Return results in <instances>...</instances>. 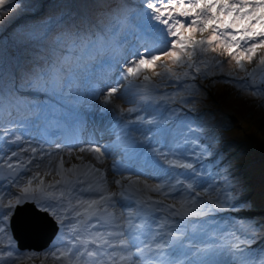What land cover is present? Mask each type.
Listing matches in <instances>:
<instances>
[{"label": "rangeland", "instance_id": "1", "mask_svg": "<svg viewBox=\"0 0 264 264\" xmlns=\"http://www.w3.org/2000/svg\"><path fill=\"white\" fill-rule=\"evenodd\" d=\"M98 2L108 6L117 0H16L10 11L0 15V89L9 91L10 83L5 84V88L2 85L10 82L6 79L14 75L19 66L23 67L29 62V48L36 49L34 45L39 36L31 26L25 24L26 20L34 19L33 16L44 7L52 11L60 6L66 8L63 12L74 8L82 11L83 8L92 9L93 4ZM196 2L184 0L186 6ZM227 2L243 6L242 0ZM246 2L250 8L255 7V0ZM145 11L150 13L151 9L144 8ZM195 14L201 20L212 15L201 12L199 8L195 9ZM219 14L218 7L216 15ZM130 15L138 16L140 22L135 27L139 31L136 39L131 38L134 33L133 30L128 31L133 27L130 25L125 28L121 38H117L111 46L107 44L109 49L89 47L78 58L68 83L61 88L52 87L53 78L47 80L42 77L46 82H51L48 86L56 95L55 99L42 95L43 101L40 103L20 106L12 122L0 134V172L4 169L11 172L14 167L20 172L16 178L0 177V182L7 181L6 185L11 191L8 196L0 193V204L6 206L9 201L14 202V193H20L34 176L43 179L45 185L54 179L59 180L56 173L60 171L61 160L64 162V175L72 181V195L69 197L72 204L77 200L100 201L101 196L107 199L96 206L100 210L93 216L83 214V207L73 210L65 200L63 207L55 209L58 215H53L59 223L55 243L39 251L16 247L9 227L15 206L10 211L7 206L1 208V212L8 214L0 221V264H69L70 260L71 264H137L138 260L146 264L148 257H156L166 264L169 259L176 264H188V261L202 255L196 249L223 248L224 251L213 258L218 264L234 255L228 251L236 242L233 232L250 248L258 250L259 243L264 244V224L241 235L234 223L241 218L244 220L245 217L259 215L264 219V65L259 63L264 49H257L251 61L243 58L242 70L226 54L212 51L219 47V41L195 46L190 41L186 51L194 52L192 67L188 66L186 57H182L185 60L182 68L162 58L154 66H145L139 77L125 79L126 68L130 66L125 61L136 58L134 53L139 51L149 59V51L162 56V49L171 50L168 42L179 39L166 34L167 25L149 20L139 10L132 11ZM172 18L184 23L182 34L193 37L195 41L207 40L215 27L214 24L201 32L199 29L204 25L198 22L196 30L191 32L188 21L194 18L193 15L180 17L174 12ZM131 20H135V17H131ZM231 31L220 29L216 34L219 36L221 32ZM113 32L116 34L117 28ZM258 39L252 42H258ZM124 40L129 41L126 52H122ZM228 42L232 43L230 40ZM244 47L241 42L240 47H233L232 51L238 52ZM200 48L206 51L200 52ZM220 50L223 51L222 48ZM165 64H169L176 75L166 72ZM196 68L200 71H195ZM19 73L21 75L22 71ZM235 73L243 74L244 79L236 80L233 77ZM145 75L149 80L143 79ZM257 79L261 82L250 85ZM33 85L36 86V83ZM110 87H117L118 91L111 97L110 103H105ZM25 108L34 113L20 110ZM114 124L122 127L115 128ZM57 125L65 129L68 139H83L79 142L68 139L65 142L47 141L46 131ZM81 128L86 129L83 134L80 133ZM113 135L119 142V148L111 156L112 164H119L124 170L119 174L106 167V178H109L104 180L96 170L104 169L106 163L100 165L103 160L100 154L87 149L100 147L103 142L106 143L105 139ZM125 141L128 144L126 150L121 147ZM110 147L105 148L107 151H101L108 155ZM81 148L86 150L81 151ZM127 151H146L150 156L145 162L143 158L131 157ZM98 156L99 160L96 159ZM9 164L13 167L9 168ZM147 164L149 166L143 172L129 171V167L138 169ZM188 164L190 168L182 166ZM73 165L76 167L73 168ZM114 174L118 176L112 177ZM78 179L83 183H76ZM115 181L120 183L116 184ZM36 183L33 180L32 186L35 187ZM61 190L67 191V188L57 185L51 191L58 196ZM35 202L47 209V201ZM217 203L222 206L215 207ZM47 210L52 214L53 209ZM224 210H234L233 214L238 217H228L226 220L220 215L216 216ZM76 211L82 215L77 216ZM177 212L179 214H175ZM173 214L178 219L172 220ZM113 217L118 220H112ZM261 218H256L251 224L258 226ZM129 222L135 223L137 229L126 233L123 238V231H126ZM133 232L138 233L144 243L150 239H155L154 244L160 243L161 238L172 247L157 251L153 249L152 252L146 249L143 258L134 255L138 259L121 261L123 255L120 253H126L129 247L136 251L134 246L124 248L119 244L122 239L131 244ZM100 235L115 247L107 248L99 240L91 243ZM4 241L7 247L1 248ZM181 244L193 254L185 257L179 248ZM65 245L69 246L68 251L70 248H73V252L76 248L81 251L86 248L97 251L98 255L90 258L85 253L79 259H73L63 255L67 253ZM173 248H176L175 254L172 253ZM233 264H236L235 260Z\"/></svg>", "mask_w": 264, "mask_h": 264}, {"label": "snow or ice", "instance_id": "2", "mask_svg": "<svg viewBox=\"0 0 264 264\" xmlns=\"http://www.w3.org/2000/svg\"><path fill=\"white\" fill-rule=\"evenodd\" d=\"M16 0H0V15L6 14L11 10V7H14ZM243 6L240 4L230 5L227 0H197L195 4L185 5L184 0H143V6L145 9H151V12L145 11V15L149 20L154 19L158 21L160 24L167 25L166 34L170 33L173 37H178L179 39L176 41H169V49H162V56L156 55L155 53L149 51V58H145L139 51L133 54L134 57L132 59H126V63L130 66L126 68L125 79L127 77H139L141 72L145 69V66H154L157 61L162 58L171 61L172 64H178L181 68L185 65V60L182 57H186L188 61V66L192 67V57L194 52L186 51L188 47V43L191 41L193 45H203L205 43L211 45L213 41H219V47L213 48L212 51L218 52L220 55H227L230 57V61H235L237 67L243 70L244 65L242 63L243 58H247L248 61L253 59V56L256 54L257 49H264V0H255V7L250 8L249 4L246 0H242ZM220 8V14L216 15L217 8ZM201 9V12H210L212 15L208 19L201 20L200 16L195 14V9ZM178 14L180 17H189L193 15L194 18L188 21V30L194 32L196 30V26L199 23H202L204 27L200 28L201 32H205L209 27L215 24V27L212 28V34L208 37L207 40L201 39L199 41H195L193 37H185L181 29L185 28V24L182 23L179 19L173 20V13ZM237 12L239 13L237 15ZM171 21V23H170ZM255 21V23H253ZM257 25H259V30H257ZM220 29H231V32H221L218 36L216 33L220 31ZM235 33V34H233ZM227 38V39H225ZM258 39V42H252ZM102 36H97L96 43L103 41ZM230 40L232 43H229ZM241 42L244 43L245 47L243 50L238 52H233V47L239 48ZM87 47V46H86ZM179 48V51L176 49ZM223 49L221 51L220 49ZM206 49L200 48V52H204ZM259 63L264 65V55H261L259 58ZM165 71L171 73L172 75H176V73L172 70V67L169 64L164 65ZM61 71V69H53V83L52 87L56 88L59 85V80L57 79V74ZM195 71L199 72L200 69L196 68ZM49 75V72H44L41 74V77H46ZM159 75V73H156ZM144 80H149L147 75L143 76ZM37 91L41 90L40 88L36 89ZM117 87H110L107 91V95L105 97V103L111 102V97L117 93ZM3 104V94H0V105ZM131 111V110H130ZM19 139V137H17ZM81 151H85L86 149L81 148ZM88 151L99 153L100 156H103V152L100 147L93 146ZM35 151V149H33ZM107 151V149H105ZM15 155V153H14ZM97 160L100 157H96ZM102 162V161H101ZM183 167H191L190 164L182 165ZM9 168L13 167V165L9 164ZM73 168L76 166L73 165ZM64 162L60 161V171H57L56 175L60 177L59 180H53L51 183L45 185V181L41 179L39 176H34L33 179L27 181V186L23 187L17 195L16 200L9 201L7 203V208L9 211L16 205L21 203L25 199H32L37 202H45L47 209H53L52 215L57 216L58 213L55 209L59 207H63L64 201L67 200L69 206L75 210L76 208L83 207L84 213L89 216L96 215V213L100 210L96 206L105 199L104 196H101L100 201L92 200L91 202H82L77 200L75 204L71 203L69 197L72 195V181L64 175ZM69 172L71 169L68 170ZM98 171V169L96 170ZM44 175H51V173H45ZM33 180H36V186L33 187ZM76 183L82 184V180H77ZM116 184H119L120 181H115ZM57 185H61L67 188V191L61 190L59 191L58 196L51 191L55 189ZM159 190L158 188L156 189ZM5 205L0 204V208H3ZM221 203H217L215 207L220 208ZM175 207V206H173ZM7 212H0V221L3 220V217L6 216ZM75 214L77 216H81L82 213L76 211ZM179 214V212L175 213ZM63 222V219H61ZM236 231H239L241 235H245L249 230H254L253 225H246L243 218L239 221H234ZM2 230V229H0ZM122 236L123 233H120ZM233 239L236 241L229 248V253H234V255H230L227 260H221L218 264H233V260L236 261V264H264V248L252 249L246 244L244 241H241L238 237H236L235 232L232 233ZM75 239V237H74ZM100 241L102 245H105L107 248H114L115 245H112L108 240L103 239L102 235L97 236L91 243H96ZM119 244L121 247L127 248L129 241L120 240ZM131 244L136 248V255L140 258H143L145 250L148 252L153 251V246L149 243H144L139 239L138 236H131ZM143 244L141 247L140 245ZM244 244L243 247L241 245ZM166 245L164 242L156 243L155 249L162 250ZM75 247V246H73ZM179 248L182 250L183 255L188 257L192 255L191 250L184 249V246L181 244ZM196 252L202 253V255L197 256L195 259L190 260L189 264H217L213 258L215 256L220 255L221 252L224 251L223 248L219 249H196ZM176 248L172 249V253L175 254ZM87 254L90 258H95L98 255L97 251H90L88 249H84L81 251L76 248L75 252H73V248H70L67 253H64L65 256H71L73 259H79L80 256ZM100 254H103L101 252ZM163 254V253H161ZM167 255V254H163ZM132 255L120 257L121 261H131ZM71 264V260L69 261ZM167 264H176L174 260H167Z\"/></svg>", "mask_w": 264, "mask_h": 264}, {"label": "trees", "instance_id": "3", "mask_svg": "<svg viewBox=\"0 0 264 264\" xmlns=\"http://www.w3.org/2000/svg\"><path fill=\"white\" fill-rule=\"evenodd\" d=\"M137 1L143 5V0ZM143 7L142 11H144ZM134 8L130 0H117V2H112L108 6L98 2L93 4L92 9L83 8L82 11L79 8H74L72 11L63 12L66 8L62 6L56 11H52L49 7H44L37 12L36 16H33L34 19L26 20L25 24L32 27V31L39 36V39L34 45L36 49L33 50V47L29 48V55L27 56L29 62L23 67L19 66L15 74L6 79V81L10 82H4V85H2L5 88V84L10 83L8 85L9 91L0 89V94H3V104L0 105V117L3 116L4 111L6 113L11 102L20 101V93H18L14 81H18V85L22 88H30L32 87V85L28 86L30 81L37 78L41 82V74L43 72L52 73L53 69H59L63 65L65 71H60L57 74L61 81L60 85H62L71 67L76 64L77 55L83 53L86 46L91 44L92 41H96L97 36L104 38L103 43H105L106 39L112 37L111 31L103 30V28L109 30L108 26H111L112 21H114L113 26L120 24L123 28L130 27L132 22H129V16L134 11ZM20 71H22L21 75ZM233 77L236 80L244 79V75L240 73H235ZM48 78L50 77L48 76ZM36 88L41 89L39 86ZM26 97L32 96L26 94ZM234 210L232 212L225 210L227 213L224 215H227V217H238V215L233 214ZM258 217L261 218L262 215L245 217L244 222L246 225H252L251 223ZM262 224H264V219L261 218L258 226L255 225V227H260Z\"/></svg>", "mask_w": 264, "mask_h": 264}, {"label": "water", "instance_id": "4", "mask_svg": "<svg viewBox=\"0 0 264 264\" xmlns=\"http://www.w3.org/2000/svg\"><path fill=\"white\" fill-rule=\"evenodd\" d=\"M12 222L20 242L35 247L46 244L57 228L47 212L37 209L33 203L18 205ZM49 222H52V225H49Z\"/></svg>", "mask_w": 264, "mask_h": 264}, {"label": "bare ground", "instance_id": "5", "mask_svg": "<svg viewBox=\"0 0 264 264\" xmlns=\"http://www.w3.org/2000/svg\"><path fill=\"white\" fill-rule=\"evenodd\" d=\"M100 112V111H99ZM90 118V117H89ZM119 124H117V126H118ZM113 136H115V135H113ZM134 136H135V134H134ZM118 138V137H117ZM122 138V137H121ZM120 138V139H121ZM138 138V137H137ZM139 138H140V136H139ZM124 140V139H123ZM116 144V146H118V144H119V142L118 143H115ZM125 145H127V142L125 141ZM116 146H114V147H110V148H108V153L110 152H113V151H117L118 150V147H116ZM107 147V146H106ZM105 146L104 147H100L101 148V150H104L105 148H106ZM121 151V150H120ZM124 151V150H123ZM126 159V158H125ZM143 162V161H142ZM127 163V162H126ZM139 185V184H138ZM121 193V192H120ZM125 193V192H124ZM122 198V197H121ZM124 200V199H123ZM1 212V211H0ZM98 218V217H97ZM102 219V218H101ZM104 222V221H103ZM105 223V222H104ZM128 235V234H127ZM124 253V252H123ZM120 255H122L121 253H120Z\"/></svg>", "mask_w": 264, "mask_h": 264}]
</instances>
